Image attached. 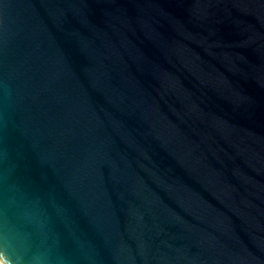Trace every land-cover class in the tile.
<instances>
[{"label":"water","instance_id":"1","mask_svg":"<svg viewBox=\"0 0 264 264\" xmlns=\"http://www.w3.org/2000/svg\"><path fill=\"white\" fill-rule=\"evenodd\" d=\"M2 264H264V0H0Z\"/></svg>","mask_w":264,"mask_h":264},{"label":"bare ground","instance_id":"2","mask_svg":"<svg viewBox=\"0 0 264 264\" xmlns=\"http://www.w3.org/2000/svg\"><path fill=\"white\" fill-rule=\"evenodd\" d=\"M0 264H2V262L0 261Z\"/></svg>","mask_w":264,"mask_h":264}]
</instances>
